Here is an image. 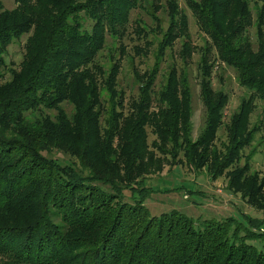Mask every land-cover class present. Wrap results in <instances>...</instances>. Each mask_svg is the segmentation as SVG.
<instances>
[{"label":"trees","instance_id":"obj_1","mask_svg":"<svg viewBox=\"0 0 264 264\" xmlns=\"http://www.w3.org/2000/svg\"><path fill=\"white\" fill-rule=\"evenodd\" d=\"M9 1L15 8L4 10L0 0V68L6 48L28 37L20 70L0 86V264H264L262 221H199L178 211L153 217L143 205L145 191L139 196L133 190L137 199L129 204L109 179L118 170L115 162L128 174L143 170L149 128L161 145L179 146L189 165L207 166L212 178L228 170V187L246 188L248 201L264 210V178L257 181L236 166L253 139L254 103L264 102V0L253 8L250 0H184L207 39L199 60L205 119L195 142L186 74L172 69L154 93L155 65L125 114L116 92L118 65L99 82L104 72L96 58L107 36L122 39L131 12L152 0ZM166 7L159 59L179 40L186 61L195 52L187 17L174 0ZM251 27L255 44L246 35ZM212 52L250 93L225 125L228 97L212 90ZM101 87L121 110L114 105L104 130ZM61 104L71 107L70 115ZM41 108L56 115L30 121ZM222 126L227 145L221 157L213 143ZM50 148L75 156L87 175L46 157Z\"/></svg>","mask_w":264,"mask_h":264},{"label":"rangeland","instance_id":"obj_2","mask_svg":"<svg viewBox=\"0 0 264 264\" xmlns=\"http://www.w3.org/2000/svg\"><path fill=\"white\" fill-rule=\"evenodd\" d=\"M167 0H152L148 3H141V7L133 10L129 17L127 30L120 40H112L107 36L106 47L96 58L97 64L103 69L104 75L99 82L104 83L111 66L118 65L116 77V92L122 98L121 109L125 114L130 103L137 100L139 88L144 82V75H147L156 65L158 69L152 90L158 93L169 72L173 69L176 73H184L187 76L191 92L190 118L191 132L190 139L195 142L203 130L205 119V108L200 98V70L199 60L202 49L207 39L199 30V27L186 7L184 0H174L178 9L185 14L188 22V32L195 47V52L186 61L180 58V42L175 41L170 49L165 50L162 59H159L158 50L162 36L168 27ZM258 0H250V5H259ZM4 10H12L15 4L9 0H2ZM254 14V13H253ZM255 18V17H254ZM90 21H85V27L89 29ZM141 31L140 33L138 31ZM247 37L252 44H255V29L251 27ZM27 35L14 40L7 48L4 55V66L0 68V86L8 83L11 79V71L18 72L24 55V44ZM210 62L213 63L211 74V87L213 91H221L228 97V103L223 110V125L229 122V118L237 111L241 101L247 99L249 91L239 86L236 79V72L221 64L212 52ZM138 76V79L137 77ZM104 89H100L101 109L99 112V125L102 130L107 128V121L111 109H114L119 101L109 100ZM255 108L249 118V129L254 131L253 139L248 147L243 149L237 167L246 169L248 176L264 178V102L256 100ZM60 108L70 115L72 109L67 104H61ZM116 111H121L117 105ZM39 115L53 118L55 111L40 109L34 116H28L30 121L38 118ZM147 134V154L143 160V170L134 172L126 168L120 169L116 164V174L110 173L115 185H118L124 202L132 203L140 196V190L145 191L141 195L143 205L153 217L163 213L178 211L194 220H221L233 218L241 224L246 218L262 221L263 227L260 232L264 233V210L256 208L244 196L246 188L237 190L228 187L229 179L226 175L228 170L223 171L218 178H212L208 167L195 168L187 163L182 149L179 146L174 148L169 144L161 145L149 128ZM217 153L222 157L225 154L227 145V133L222 126L214 141ZM46 157L57 160L60 165L74 167L77 171L87 175V171L80 167L75 156L58 149L50 148ZM221 159H219L220 161ZM140 168L142 167L139 166ZM81 170V171H80ZM125 170V171H124ZM109 185L102 186L109 191ZM131 190V191H130ZM136 191L135 196L132 191ZM254 244V243H253Z\"/></svg>","mask_w":264,"mask_h":264}]
</instances>
